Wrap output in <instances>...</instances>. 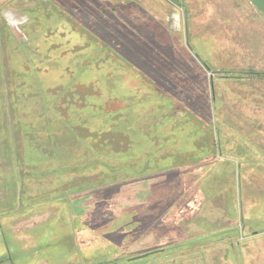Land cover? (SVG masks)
<instances>
[{"label":"rangeland","instance_id":"374dc122","mask_svg":"<svg viewBox=\"0 0 264 264\" xmlns=\"http://www.w3.org/2000/svg\"><path fill=\"white\" fill-rule=\"evenodd\" d=\"M123 55L145 73L119 67L114 56L122 63ZM236 72L264 73V15L251 0H0V100L11 106L15 137L24 123H62L70 105L86 118L73 126L87 133L88 110L111 109L128 89L137 102L148 93L138 76L212 128L209 139L197 121L166 120L153 99L134 122L149 138L157 137L152 126L171 137L151 172L94 190L74 186L77 141L29 166L25 138L17 184L0 202V264H125L151 251L153 264H264V77L228 76ZM74 192H84L75 216Z\"/></svg>","mask_w":264,"mask_h":264},{"label":"trees","instance_id":"16d2710c","mask_svg":"<svg viewBox=\"0 0 264 264\" xmlns=\"http://www.w3.org/2000/svg\"><path fill=\"white\" fill-rule=\"evenodd\" d=\"M125 62L119 63V60L114 56V59L119 67L122 66L123 69L126 70L127 65H130L133 70L138 72V74H144L145 72H142L139 69H142L139 67L138 70L134 69V66L136 67V63L134 64L132 60H130L128 57L123 55ZM197 57L200 59L202 64L208 69L211 70V67L207 65L206 62L202 58H200L198 55ZM128 58V59H127ZM238 74L236 75H228L233 77H264V73L262 72H248L246 75L245 73L236 72ZM134 74H130V78L134 77ZM141 81L140 85H146L148 89L145 94H139L138 102L136 99L135 90L133 92H130L128 89L126 93H124L122 96L125 98H122L120 100L117 98V104H114L111 109H107L106 106L103 107L98 106L96 111L93 113V111L88 110V112L91 115L92 124L90 126H85L88 128V132L84 133L79 127H74L73 124H81L86 120V118H82V115L80 113H72L71 111H76L75 106L70 105V113L71 116L66 117L63 115L61 120L63 121L60 124H55L58 126H55L52 121L46 120L47 123L44 125V127H37L36 125H33L31 128L28 126L21 125L20 130L21 134L16 136L13 134V144L14 139L16 140V144L12 146L13 148V164L17 161V159L22 161V140L29 139L31 140L33 150L28 158H26V154L24 155L23 159L26 158V165L29 166H37L40 163H44L46 159V155H54L62 156V153L57 152L58 146L67 144L73 145V141H77L76 145H79L83 148L82 153L80 152V157L77 158V162L72 165V168H76L74 172H76V176L73 179L74 186L76 185V190L81 186V182L84 181V185L89 186L91 190H94L96 186H104V185H111V184H117L118 186H121L125 183H127L130 180H135L136 178H139V176L145 175L148 172H151V164L153 161V154L156 153V149L162 150L164 147H166L167 142L169 141V135L166 136L164 134H160L157 127L154 128L156 133V139L149 138L150 133L148 134L145 129H142L144 127L143 123L134 122L135 115L137 114V109L140 110V112H145L147 110L146 105H152L154 101L156 100L161 107H159L160 111H164L165 114H167L166 120H168V117L171 118L176 116H181L184 122H188L191 120L192 122L197 121L198 124L201 123L202 128L204 130L203 135L208 134L209 139L212 137L210 134V130L212 129L209 125H204L202 122V118L197 115L193 110H190L189 105L183 107L184 109H181L179 106H176L177 109H174V106L171 104L169 98H165L164 91L157 88L154 84V81L150 80V83L143 82V79H140ZM152 83V84H151ZM20 89L22 90V86L20 85ZM149 89L151 91H149ZM141 90V88H140ZM127 93H130L127 95ZM151 94V95H150ZM142 96H146L148 98H144ZM160 98H163L162 101ZM214 99V93L211 90V99ZM155 99V100H153ZM187 100V99H186ZM132 101V102H131ZM148 101V102H147ZM150 101V102H149ZM167 101V102H166ZM130 102V106H129ZM152 102V103H151ZM187 102H189L187 100ZM185 102L186 104H188ZM42 103H45V100H42ZM60 104V103H59ZM134 104H136L135 108L133 109ZM23 103L20 105L22 106ZM138 105V106H137ZM185 105V104H184ZM9 106V105H8ZM61 109V104L58 105ZM130 107V108H129ZM9 108V107H8ZM101 108V109H100ZM145 108V109H144ZM11 109V106L9 110ZM84 109V108H83ZM175 111H174V110ZM66 110V109H65ZM172 110V112H171ZM12 111V109H11ZM166 111V112H165ZM9 112V111H8ZM185 112V113H182ZM23 121V120H21ZM45 121V122H46ZM26 122V120H24ZM35 122V121H34ZM23 123V122H21ZM55 123V122H54ZM164 123H167L166 121ZM7 129V124L5 122L3 123ZM158 124V123H157ZM208 126V127H207ZM61 127V128H60ZM90 127V128H89ZM199 127V126H198ZM208 129V130H207ZM81 130V131H79ZM171 132V131H170ZM173 133V132H172ZM61 134V135H60ZM84 134V136H81ZM174 134V133H173ZM58 135H60L58 137ZM19 139V140H18ZM147 140H149L147 142ZM154 140V141H153ZM156 140H159L160 142L157 143ZM161 143V145H159ZM27 146V145H26ZM29 146V145H28ZM27 146V148H28ZM68 146V145H67ZM214 147V145H211ZM23 147H25L23 145ZM15 148V149H14ZM21 148V150H20ZM26 148V147H25ZM205 149H208L206 147ZM18 150L20 152H18ZM40 151V152H39ZM74 151V150H73ZM206 150H204L205 152ZM208 151V150H207ZM18 153V154H17ZM68 153H70L68 151ZM75 153V152H73ZM198 154L199 152H190L186 153L188 154ZM28 154V153H27ZM77 154V152H76ZM201 154V153H200ZM18 155V156H17ZM51 155V156H52ZM192 155V154H191ZM16 157V159H15ZM25 162V161H24ZM156 164V163H155ZM203 165L204 164H199ZM16 165H14L15 167ZM156 164V168H157ZM175 166L178 167V165L175 164ZM158 168L161 172L169 171L166 166H159ZM202 167V166H200ZM66 173V172H65ZM94 187V188H93ZM88 190V191H91ZM87 192V191H84ZM84 192H74V194H80ZM115 193V191H114ZM61 201V200H60ZM48 223V221H47ZM177 248H169L167 249L168 252H173V250Z\"/></svg>","mask_w":264,"mask_h":264},{"label":"crops","instance_id":"0c3cea01","mask_svg":"<svg viewBox=\"0 0 264 264\" xmlns=\"http://www.w3.org/2000/svg\"><path fill=\"white\" fill-rule=\"evenodd\" d=\"M8 107L10 108V106H8L7 102H5L4 100H0V198H1L0 202H5L6 201V198H3L4 197L3 195H5L6 193L11 194V189L10 188L12 186H14V184L15 185L17 184V180L14 179V173H13V171L15 169V168H13V166H14L13 165V148H12V146H13V138H14L13 130L5 129L6 126L3 124L4 122H5V124H7L9 118L12 117L11 109L9 110ZM7 168H9V170H10L9 171L10 175H7L6 172L4 171L5 169L7 170ZM13 180H14V182H13ZM15 181H16V183H15ZM7 184H9L11 186L9 189H6L7 188ZM7 190L9 192H7ZM72 195L74 197L71 196L70 200L73 198V200H72L73 204L71 205L69 203V207L70 208H72V207L74 208L73 212H75L74 213V216H75L76 213H77V210H76L77 202L81 201L82 197L78 198L76 196V194H72ZM40 198H42V197H38L36 200H40ZM36 200H33V201H36ZM82 213H83V211H82ZM49 218L46 219V223L49 220ZM208 229H210V227ZM74 230H71V231L69 230L68 231L69 234L70 235H74L75 234ZM213 230H214L213 232H216V228H213ZM206 234H209V233L205 232L204 235H206ZM74 246H72L73 249H74ZM113 247H114V249H116V251L119 250V247H116V246H113ZM72 248L70 247V249H72ZM168 248H169V246L167 248H165V249H168ZM162 249H164V248H162ZM112 250H113V248L110 249V252H109L110 254L113 252ZM63 254H64V256H63L64 259L67 260L68 253L66 251H64ZM137 255H139V254H137ZM133 256H135V255H133ZM86 258L89 261V257L85 256V259ZM99 260L100 259H98L97 261H99ZM150 262H147L145 264H148ZM21 263L22 264H26V262H21ZM50 264H55V262H51ZM150 264H153V263L151 262Z\"/></svg>","mask_w":264,"mask_h":264},{"label":"water","instance_id":"95a60500","mask_svg":"<svg viewBox=\"0 0 264 264\" xmlns=\"http://www.w3.org/2000/svg\"><path fill=\"white\" fill-rule=\"evenodd\" d=\"M251 2L264 15V0H251ZM184 20H185L186 32H188V14H187L186 10H185V13H184ZM236 229H237V227L219 230V231H216V232H213V233H209V234H206V235H203V236H200V237H196V238H194L192 240H189V241L184 242V244H189V243L197 242L199 240H202V239H205V238H209V237H213V236H217V235H221V234H223L225 232L233 231V230H236ZM169 248H171V247H169ZM161 250H164V249H161ZM150 253L151 252H146V253H143V254H139V255L132 256V257H130L128 259V262L125 263V264H145V263H147L149 261H154V258L153 257H148L150 255ZM0 262H1V260H0Z\"/></svg>","mask_w":264,"mask_h":264},{"label":"flooded vegetation","instance_id":"af4514ba","mask_svg":"<svg viewBox=\"0 0 264 264\" xmlns=\"http://www.w3.org/2000/svg\"><path fill=\"white\" fill-rule=\"evenodd\" d=\"M185 27H186V26H185ZM152 252H153V251H151V253H150V255H149L148 257H151V256H152Z\"/></svg>","mask_w":264,"mask_h":264}]
</instances>
